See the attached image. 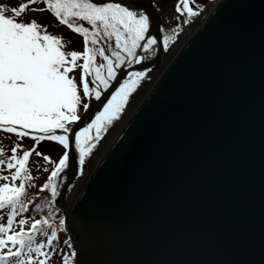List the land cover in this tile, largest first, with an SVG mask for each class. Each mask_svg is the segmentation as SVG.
I'll use <instances>...</instances> for the list:
<instances>
[{
    "label": "water",
    "instance_id": "obj_1",
    "mask_svg": "<svg viewBox=\"0 0 264 264\" xmlns=\"http://www.w3.org/2000/svg\"><path fill=\"white\" fill-rule=\"evenodd\" d=\"M209 10L186 29L153 12L161 40L180 27L166 50L158 44L133 67L147 69L145 91L92 170L71 160L63 177L71 176L57 178L53 205L64 214L75 264L260 259L264 0H217Z\"/></svg>",
    "mask_w": 264,
    "mask_h": 264
},
{
    "label": "snow or ice",
    "instance_id": "obj_2",
    "mask_svg": "<svg viewBox=\"0 0 264 264\" xmlns=\"http://www.w3.org/2000/svg\"><path fill=\"white\" fill-rule=\"evenodd\" d=\"M36 2L28 0V4ZM43 4L60 24L83 37L84 47L82 52H65L60 37L42 31L35 20L18 19L27 5L22 3L18 8L0 5V131L15 134L18 140L30 137L35 141L27 150L14 143L11 154L0 158V173L8 171L0 176L5 181L0 183V211L8 209L6 223H0V264H47L53 255L61 257V264H75L77 252L69 240L63 243L72 249L71 254L58 251L56 227H51L46 242H34L37 226L49 224L44 217L32 220L27 232L24 219L17 221L19 231L11 229L17 210L23 212L33 203V198L27 196V187L34 185L25 183L34 179L27 167L29 157L34 152L46 164L52 163L46 180L35 193L37 196L44 191L51 193L52 199L46 201V206H51L58 192L57 178L70 160L84 164L94 141L100 140L120 116L130 94L145 77L146 68L125 72L124 66L143 67V62L155 55V46L162 43L166 50L180 27L177 24L161 40L165 28L161 26L159 33L153 34L152 16L142 7L137 10L113 0H43ZM190 4L191 0H170V5L153 4V7L162 15L170 7L171 18L183 17V23L187 24L197 15ZM6 12L11 14L5 15ZM77 21L86 22L89 27ZM102 39L107 42L106 48L97 46ZM97 55L102 60L99 64L95 63ZM78 60L83 62L77 64ZM77 68L78 83L69 75ZM45 140L62 146L58 162L36 151L37 144ZM18 149L22 154L17 155ZM3 152L0 146V157ZM36 170H41L39 163ZM40 208L37 203L36 210ZM59 224L63 230L64 216L59 218ZM261 248L260 259L248 264H264V226Z\"/></svg>",
    "mask_w": 264,
    "mask_h": 264
},
{
    "label": "rangeland",
    "instance_id": "obj_3",
    "mask_svg": "<svg viewBox=\"0 0 264 264\" xmlns=\"http://www.w3.org/2000/svg\"><path fill=\"white\" fill-rule=\"evenodd\" d=\"M27 0H0V5L6 6L8 8L12 7H19L20 4L25 2ZM212 0H191L190 6L193 7L195 11H197V15L190 18L189 22H194L200 15H204L207 12V9L210 6V2ZM41 3V2H40ZM120 3V2H119ZM123 4V2H121ZM199 6V7H197ZM34 8L37 9H44L43 5H37ZM10 12H6L5 15H10ZM20 21L28 22L31 20H35L37 23H39L42 26V31H46L50 35L58 36L61 38L62 43L64 44L63 51L67 52L70 50L75 51H83L84 42L83 37L73 32L71 29L67 27V25L60 24L59 21L55 18V16L50 13L47 9H44L43 11H33L29 10L28 12L22 13L21 16L18 18ZM112 44L114 46V40L112 41ZM89 46L92 47L91 42H89ZM98 47L100 44L97 45ZM103 47H107V42H103ZM82 60H78L77 64L82 63ZM102 60L99 57V55L95 58V63L99 64ZM126 66V65H125ZM124 66V67H125ZM71 77H74L79 82V69L77 68L74 72L69 73ZM90 79V78H86ZM13 138V137H12ZM8 136H0V146L3 147L4 152L2 154V157L0 158H6L7 155H10V149L11 146L15 144H21L23 146L24 150H27L29 146L32 145V141L25 142L22 139H12ZM37 150L41 152L44 155H48L51 158L52 162H58L59 156L62 154V149L57 147L54 142L51 141H41L37 144ZM22 154L21 150L18 149L17 155ZM39 163L41 170L37 172L36 170V164ZM28 167V166H27ZM52 163H45L42 159V157H37L35 153H33L30 157V165L29 170L30 174L34 177L32 181H26V185H34L27 187V191L31 193H36L38 187L46 180L49 172L51 171ZM44 168L48 169V172L43 171ZM8 171L5 170L4 172L0 173V176L7 175ZM2 179H0V183H4ZM18 183V180L16 181ZM47 191L41 192L39 194V198L41 197H47ZM32 204V203H31ZM30 205V204H29ZM4 211L8 210H2L0 211V223H5L6 218L5 215H3ZM29 218V217H28ZM25 220V218H23ZM29 220L26 218L24 228L26 229L28 227ZM17 226L18 224L15 223ZM14 224L13 226L16 227ZM16 228H19L16 227ZM66 229V228H65ZM64 232V235L67 237V234L65 233V230H62ZM65 238V237H64ZM57 248L59 250H63L64 252H67L70 255V252L72 250H69L64 244H62V241H58ZM35 255V254H33ZM47 264H61V257L57 255H53L52 258L47 262Z\"/></svg>",
    "mask_w": 264,
    "mask_h": 264
},
{
    "label": "trees",
    "instance_id": "obj_4",
    "mask_svg": "<svg viewBox=\"0 0 264 264\" xmlns=\"http://www.w3.org/2000/svg\"><path fill=\"white\" fill-rule=\"evenodd\" d=\"M25 197H23L24 199ZM36 199V203H39L41 205L40 210H36V205L32 206L29 211L24 210L23 212L18 211V213L14 217H20V215H27L32 220L40 219L41 217H44L49 221L48 225H38L37 226V232L34 237L35 243H40L41 241L46 242L47 235L51 232V227L54 226L57 229V237L59 240V235L62 234V230L60 229L59 224V218L61 217L60 213H58L53 207L46 206V201L48 200L47 197H41L40 199ZM49 207L51 208V212L49 210ZM41 230H43V234H41ZM57 240V241H58ZM57 243V242H56Z\"/></svg>",
    "mask_w": 264,
    "mask_h": 264
},
{
    "label": "bare ground",
    "instance_id": "obj_5",
    "mask_svg": "<svg viewBox=\"0 0 264 264\" xmlns=\"http://www.w3.org/2000/svg\"><path fill=\"white\" fill-rule=\"evenodd\" d=\"M115 1V0H114ZM116 1H119V0H116ZM125 3L126 6L130 7V8H134V9H137L139 7H142L144 8L148 13H150V15L152 16L153 18V4L157 3L160 5H170V0H163L162 2H160L161 0H150L151 2H154V3H150L148 2L147 0H121ZM135 1H138V4L137 2ZM164 15V18L168 21H172V22H175L176 20L178 19H175V18H171V8L168 7L165 9V13L163 14ZM182 18V17H181ZM66 170V169H65ZM63 175H64V172L62 173V178H63Z\"/></svg>",
    "mask_w": 264,
    "mask_h": 264
}]
</instances>
